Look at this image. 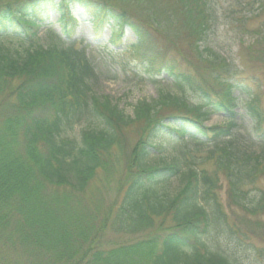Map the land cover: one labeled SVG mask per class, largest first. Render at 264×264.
Segmentation results:
<instances>
[{
    "label": "trees",
    "instance_id": "trees-1",
    "mask_svg": "<svg viewBox=\"0 0 264 264\" xmlns=\"http://www.w3.org/2000/svg\"><path fill=\"white\" fill-rule=\"evenodd\" d=\"M132 1H0V264H245L242 250L264 261V249L229 221L218 198L223 176L234 206L264 213V193L255 191L264 173L258 95L232 78L216 95L200 74L188 72L182 59L153 42L160 22L155 0H136L141 9ZM174 1L189 36L205 40L216 20L214 0ZM76 10L95 34L111 30L110 45L131 30L136 40L118 55L129 53L167 74L197 93L202 105L166 92L154 101L139 100L133 114H126L100 92L101 73L87 47L76 45ZM52 12L59 15L60 33L52 32L65 46L41 42L39 28ZM196 48L202 62L234 73L224 53L198 43ZM117 64L126 69L124 61ZM182 105L197 115L162 112ZM239 106L251 119L248 132L237 123L243 116ZM213 111L227 121L206 125ZM77 125L82 129L73 138L68 132ZM133 125L140 136L123 162L127 181L117 180L120 200L105 209L95 200L85 204L99 173L110 174L121 163L117 152ZM167 136L206 146L205 152L189 146L170 161L151 164V156L163 155ZM112 230L135 238L112 243Z\"/></svg>",
    "mask_w": 264,
    "mask_h": 264
},
{
    "label": "rangeland",
    "instance_id": "rangeland-1",
    "mask_svg": "<svg viewBox=\"0 0 264 264\" xmlns=\"http://www.w3.org/2000/svg\"><path fill=\"white\" fill-rule=\"evenodd\" d=\"M137 4L136 0L132 1V6ZM152 6L156 8L157 16L160 18V22L155 25L157 29H154L155 36L153 38L157 47L166 51L168 56L182 59L180 62L183 67L188 72L200 74L197 76L202 79L201 83L218 96L224 92V82L231 78L254 90L258 95L257 105L263 113L264 125V0H214L216 20L208 27L205 40H198V38L196 40V37L189 36V28L174 0H155ZM138 7L141 9L140 3ZM75 15L81 22L74 34V39L78 40L77 46L87 47L94 67L102 75L99 85L100 92L109 95L126 114H133L134 105L139 100L154 101L166 92L180 96L191 106L200 107L202 105L197 93L185 86L183 89L180 88L167 74L155 71L145 61L134 60L129 53L118 55L128 44L136 40L135 34L131 30L128 29L123 33L121 39H118L119 44L110 45L108 43L111 36L110 29H105L101 36L97 35L93 31V24L87 22L86 17L79 10L75 11ZM58 16L57 12H52L39 28V36L44 45H66L58 40L52 32L53 30L60 33ZM196 43L202 49L210 48L215 52L224 53L230 59L234 73L230 74L224 68L218 70L213 64H208V61L202 62ZM112 55H115L116 60H111ZM117 60L126 63L125 70H120ZM239 103L242 102L239 101ZM182 111L184 114L197 115L194 110H188L183 105L167 107L162 112L164 115H168ZM236 111L243 114L242 117H237V123H240L241 128L243 127V132H248L253 127L250 117L244 115L242 106L236 108ZM226 121L223 112L213 111L206 119L205 124L210 126ZM82 125L75 126L68 134L73 138L78 137ZM138 131V125L130 126L124 131L125 146L117 152L121 163L110 174L99 173L86 192L85 204L92 205L95 200L102 209H105L120 200L119 182L125 183L128 178L123 162L139 139ZM163 142V155L160 157L151 156L149 158L151 164L156 165L170 161L179 155L182 148L196 146L191 140L177 141L176 136H167ZM197 148V152L203 154L206 146ZM207 167L211 169L213 164L208 163ZM176 185L177 182H174V186ZM255 191L264 193V173L260 176ZM218 198L228 213L229 221L239 225L253 245L264 249V213L251 215L234 206L229 196L227 181L223 176L222 187L218 190ZM169 223L170 221H167L166 224L169 225ZM107 238L113 243L135 237L132 234L112 230L108 233ZM220 238L224 241V236H220ZM239 252L240 256L245 259V264H264L263 258L257 259L251 251L242 250Z\"/></svg>",
    "mask_w": 264,
    "mask_h": 264
}]
</instances>
